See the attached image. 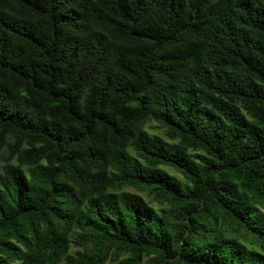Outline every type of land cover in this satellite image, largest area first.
Segmentation results:
<instances>
[{
    "label": "trees",
    "instance_id": "16d2710c",
    "mask_svg": "<svg viewBox=\"0 0 264 264\" xmlns=\"http://www.w3.org/2000/svg\"><path fill=\"white\" fill-rule=\"evenodd\" d=\"M109 263L264 264V0H0V264Z\"/></svg>",
    "mask_w": 264,
    "mask_h": 264
},
{
    "label": "rangeland",
    "instance_id": "374dc122",
    "mask_svg": "<svg viewBox=\"0 0 264 264\" xmlns=\"http://www.w3.org/2000/svg\"><path fill=\"white\" fill-rule=\"evenodd\" d=\"M146 129L149 131V132H156V133H159L161 134L163 137H164V132L163 130H161L157 123L154 122V121H150L146 124ZM165 139H168L167 137H164ZM155 204V203H154ZM110 264V263H109Z\"/></svg>",
    "mask_w": 264,
    "mask_h": 264
}]
</instances>
